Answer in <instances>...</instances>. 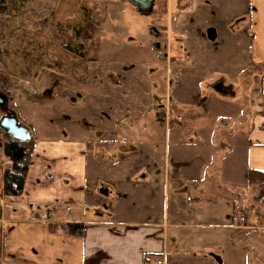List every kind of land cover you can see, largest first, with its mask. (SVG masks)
<instances>
[{
    "label": "crops",
    "instance_id": "0c3cea01",
    "mask_svg": "<svg viewBox=\"0 0 264 264\" xmlns=\"http://www.w3.org/2000/svg\"><path fill=\"white\" fill-rule=\"evenodd\" d=\"M140 12L166 54L96 57L68 96L16 106L36 144L22 195L3 198L0 264H264V197L249 185L264 171V0Z\"/></svg>",
    "mask_w": 264,
    "mask_h": 264
},
{
    "label": "rangeland",
    "instance_id": "374dc122",
    "mask_svg": "<svg viewBox=\"0 0 264 264\" xmlns=\"http://www.w3.org/2000/svg\"><path fill=\"white\" fill-rule=\"evenodd\" d=\"M4 6L0 14V98L4 100L0 122L5 116H18L29 128L16 106L50 104L53 96H68L85 81L89 63L96 57L104 63L109 59L140 62L149 59L156 42L167 53V40L151 36L147 20L151 14L140 12L129 1L6 0ZM2 85H8L12 94L7 95ZM7 138L0 124V142ZM0 161L1 212L3 171L11 165L1 146Z\"/></svg>",
    "mask_w": 264,
    "mask_h": 264
},
{
    "label": "trees",
    "instance_id": "16d2710c",
    "mask_svg": "<svg viewBox=\"0 0 264 264\" xmlns=\"http://www.w3.org/2000/svg\"><path fill=\"white\" fill-rule=\"evenodd\" d=\"M6 0H0V14L5 11ZM92 22L86 26L85 31L91 26ZM1 55V47H0ZM3 90L7 95L12 94V90L8 85H2ZM17 117V116H16ZM31 133V132H30ZM36 144L34 133H31V138L20 141L13 138H7L0 142L4 156L9 159L11 165L3 171V194L6 196L18 197L21 196L24 190L26 175L30 166V159ZM110 145L107 142H102L99 147ZM92 148V146L90 145ZM1 165V161H0ZM249 185L257 189V194L254 197L255 201H260L264 197V171L251 169L249 172ZM83 223H68L64 225V230L72 235L81 236L84 233Z\"/></svg>",
    "mask_w": 264,
    "mask_h": 264
},
{
    "label": "water",
    "instance_id": "95a60500",
    "mask_svg": "<svg viewBox=\"0 0 264 264\" xmlns=\"http://www.w3.org/2000/svg\"><path fill=\"white\" fill-rule=\"evenodd\" d=\"M136 4L141 11L150 12L153 9L154 0H131ZM4 100L0 98V103ZM2 128L13 139L20 141L28 140L31 138V133L25 125H23L16 116H5L0 122Z\"/></svg>",
    "mask_w": 264,
    "mask_h": 264
},
{
    "label": "built area",
    "instance_id": "2783aa9c",
    "mask_svg": "<svg viewBox=\"0 0 264 264\" xmlns=\"http://www.w3.org/2000/svg\"><path fill=\"white\" fill-rule=\"evenodd\" d=\"M31 219L37 222H47L49 221V216L46 213H43L41 215L32 213ZM232 222L235 226H238V227L247 225L248 217L246 213H244L240 207H237L236 210L234 211ZM144 262L145 264H165V259L164 257L160 255L148 254L145 257Z\"/></svg>",
    "mask_w": 264,
    "mask_h": 264
}]
</instances>
